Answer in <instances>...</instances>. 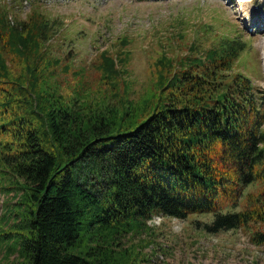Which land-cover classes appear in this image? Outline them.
<instances>
[{
	"label": "trees",
	"instance_id": "obj_1",
	"mask_svg": "<svg viewBox=\"0 0 264 264\" xmlns=\"http://www.w3.org/2000/svg\"><path fill=\"white\" fill-rule=\"evenodd\" d=\"M1 5L0 195L15 200L0 222L4 264H104L154 216L210 214L207 232L257 227L264 244V90L233 72L242 38L163 52L136 100L129 52L106 47L93 97L58 77L57 21ZM254 183L243 209L222 213Z\"/></svg>",
	"mask_w": 264,
	"mask_h": 264
},
{
	"label": "rangeland",
	"instance_id": "obj_2",
	"mask_svg": "<svg viewBox=\"0 0 264 264\" xmlns=\"http://www.w3.org/2000/svg\"><path fill=\"white\" fill-rule=\"evenodd\" d=\"M8 15L23 19L33 7L58 23L53 42L63 67L58 77L65 85H79L93 97L105 90L97 87L96 53L108 47L129 52L124 67L133 100L148 88L152 63L163 52L186 51L192 41L206 49L223 33L239 37L245 51L234 64L238 71L264 90V0H243L251 13L243 18L234 0H0ZM241 8V9H240ZM126 37L127 43L120 44ZM71 88L68 86V90ZM257 183L248 186L235 208H244L246 196L256 195ZM0 195V222L8 217L15 200ZM210 214H190L185 219L154 216L146 233L126 236L121 253L104 264H264V244L251 239L257 227L209 233ZM264 231V230H263ZM123 253V254H122ZM15 256L11 257L14 259ZM0 264H4L0 253Z\"/></svg>",
	"mask_w": 264,
	"mask_h": 264
},
{
	"label": "bare ground",
	"instance_id": "obj_3",
	"mask_svg": "<svg viewBox=\"0 0 264 264\" xmlns=\"http://www.w3.org/2000/svg\"><path fill=\"white\" fill-rule=\"evenodd\" d=\"M238 5H239V7H242V9L241 8L240 9L242 10L243 18L245 19L246 16H249L250 21H252L251 13H250V11L247 10L246 4L242 3V2H239ZM263 44H264V42H263ZM263 58H264V55H263Z\"/></svg>",
	"mask_w": 264,
	"mask_h": 264
}]
</instances>
